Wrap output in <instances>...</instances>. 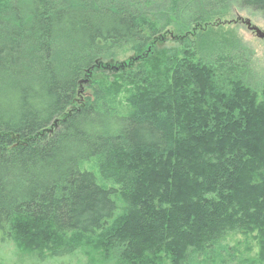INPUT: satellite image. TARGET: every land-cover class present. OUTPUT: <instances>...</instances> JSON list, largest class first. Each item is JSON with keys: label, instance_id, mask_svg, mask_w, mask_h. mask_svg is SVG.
Returning a JSON list of instances; mask_svg holds the SVG:
<instances>
[{"label": "trees", "instance_id": "1", "mask_svg": "<svg viewBox=\"0 0 264 264\" xmlns=\"http://www.w3.org/2000/svg\"><path fill=\"white\" fill-rule=\"evenodd\" d=\"M236 6L264 13L0 0V241L41 260L238 264L227 239L241 233L264 263V86L215 22ZM172 23L176 46L160 49Z\"/></svg>", "mask_w": 264, "mask_h": 264}, {"label": "rangeland", "instance_id": "2", "mask_svg": "<svg viewBox=\"0 0 264 264\" xmlns=\"http://www.w3.org/2000/svg\"><path fill=\"white\" fill-rule=\"evenodd\" d=\"M215 22L218 25V36L226 40L235 39L241 47L239 53L245 54L246 59L249 58L250 71L246 75L248 82L257 88L264 86V13L236 6L226 17ZM177 28V25L172 23L160 35L156 42L157 47L160 49L174 48L176 44L171 34L175 33ZM135 56L134 53L123 52L118 58L120 62H126L133 61ZM89 95L91 91L83 90L80 94V101ZM227 240L229 246L236 252L238 264L243 261L261 264L258 259L259 247L250 235L234 233L229 235ZM88 252L77 250L68 256L55 258V260L51 258L41 260L40 254H29L18 248L11 240L5 243L0 241V264H104L95 258L91 251Z\"/></svg>", "mask_w": 264, "mask_h": 264}]
</instances>
